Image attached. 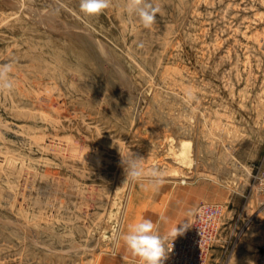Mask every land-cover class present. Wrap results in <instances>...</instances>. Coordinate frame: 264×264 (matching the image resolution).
<instances>
[{"label":"rangeland","instance_id":"obj_1","mask_svg":"<svg viewBox=\"0 0 264 264\" xmlns=\"http://www.w3.org/2000/svg\"><path fill=\"white\" fill-rule=\"evenodd\" d=\"M151 2L145 28L126 0L92 17L80 0H0V65L14 63L0 92V264H141L117 242L129 225L164 235L203 203L219 206L206 264L263 263L264 0ZM129 153L166 183L126 182Z\"/></svg>","mask_w":264,"mask_h":264},{"label":"clouds","instance_id":"obj_2","mask_svg":"<svg viewBox=\"0 0 264 264\" xmlns=\"http://www.w3.org/2000/svg\"><path fill=\"white\" fill-rule=\"evenodd\" d=\"M111 2L112 0H80L79 8L86 16H98L111 6ZM125 10L128 15L136 16L145 28H151L156 23V16L160 11L151 0H126ZM13 67V62L0 65V92L10 93L14 90V82L10 79ZM186 96L188 101L196 99V94L191 90ZM142 160L144 159L134 156L133 153L122 156L126 182L142 181L156 191L166 183L167 172L158 167L145 169ZM187 227L188 224H183L181 228H177L176 224L166 234L161 235L159 224L150 219H141L129 225L127 232L118 236L117 242L122 240L132 254L140 258L141 264H162L168 252L166 244L182 235Z\"/></svg>","mask_w":264,"mask_h":264},{"label":"built area","instance_id":"obj_3","mask_svg":"<svg viewBox=\"0 0 264 264\" xmlns=\"http://www.w3.org/2000/svg\"><path fill=\"white\" fill-rule=\"evenodd\" d=\"M219 206L201 204L190 226L177 239L167 243L166 258L162 264H205L208 251L216 237ZM218 210V211H217ZM264 264V257L263 263Z\"/></svg>","mask_w":264,"mask_h":264},{"label":"bare ground","instance_id":"obj_4","mask_svg":"<svg viewBox=\"0 0 264 264\" xmlns=\"http://www.w3.org/2000/svg\"><path fill=\"white\" fill-rule=\"evenodd\" d=\"M72 141H69V137H67V136L66 137L65 136H53L51 138L52 147L58 151L66 152V153L68 152V154L70 153V154H72L71 156H75L76 158H85V157L86 158L88 157L90 159L98 158V152H97L96 148L93 149L90 147H85V146L79 145L76 142L74 143V141L73 142ZM3 153L5 155L7 154L5 152H3ZM3 153L0 152V166H1V163L6 159L5 155ZM7 159H8V157H7ZM7 161H9V160H7ZM10 161L12 163V158ZM8 163L10 164V162H8ZM192 221H193V219H192ZM192 221H191V223H192ZM191 223L188 226H190ZM177 237H176V239H177ZM209 252H210V249H209L207 255H209Z\"/></svg>","mask_w":264,"mask_h":264}]
</instances>
